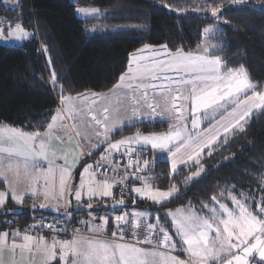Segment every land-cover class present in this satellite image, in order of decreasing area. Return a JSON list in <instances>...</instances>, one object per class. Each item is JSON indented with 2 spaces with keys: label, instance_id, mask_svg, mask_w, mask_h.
<instances>
[{
  "label": "snow or ice",
  "instance_id": "1",
  "mask_svg": "<svg viewBox=\"0 0 264 264\" xmlns=\"http://www.w3.org/2000/svg\"><path fill=\"white\" fill-rule=\"evenodd\" d=\"M247 2L248 0H230V5L243 6ZM221 8L222 5L198 10L209 12L213 19H219ZM78 12H84V10L81 9ZM99 13V9H92L88 14L98 15ZM221 22L227 23V21ZM7 28L9 36L17 41L31 35L20 24H16L14 28L8 24ZM4 30L0 28V38ZM219 31L222 30L213 27L203 29L206 36ZM145 50L152 53L151 57L140 55ZM49 63H51L50 57ZM224 67L222 58L211 55L207 47L203 49V54H194L185 52L181 48L172 51L167 45L158 47L146 45L144 49L132 54L126 71L119 76L117 84L108 93L78 94L76 99L86 102L91 100V106L86 109L85 118L88 122L87 126L92 128L99 139V143L92 147L107 145L104 153L101 154V161H107L108 155L112 152L119 154L123 149L124 154L128 156L127 169L135 167L137 171L132 175L144 181V187H135L131 191L161 205L179 195L175 185L167 191L153 190L147 183V179L139 175V172L143 171L140 165L142 164L146 169L150 161L133 160L132 156L137 146L141 148L150 146L153 150L167 151L171 157V170L175 173L179 165L189 161L199 164L201 153L205 149H208V155H211L213 145L220 141L221 137L226 143L230 134L243 132L245 125L253 119L255 111L264 115V85L252 83L242 66L222 71ZM169 72H175L177 76L173 78L167 75ZM185 76L191 78L186 79ZM51 82L54 87L60 88V103L67 106L68 116L75 118L79 113L73 98L62 94L64 89L58 85L54 70ZM125 88L133 92L142 91L145 100L148 98V89H152L154 93L159 92L163 101L162 110L157 112L159 104H148L146 114L141 113L136 106L121 114L116 107L110 106L112 101L109 100V96L115 90ZM257 88L262 90L257 91ZM249 92L251 95L248 94ZM132 99L136 105L140 103L135 96ZM98 101L99 106H97ZM186 102L191 105L188 116L185 115ZM145 116L148 119L167 116L174 123L170 125V130L167 132L150 135L137 132L133 136L115 142L110 140V136L114 131L121 129L125 121H133ZM64 119L62 110L56 109L44 133H28L15 127L0 125V154L24 158L23 167L30 181L26 191L36 194L40 181L43 180L45 200H63L66 189H68V195L74 197L78 204L85 194L89 201L93 197H113L114 184L127 181V171L120 180L109 182V178L105 176L98 181L95 179L93 165L86 164L81 174L79 188L73 192L68 183L71 179L70 168L54 166V161L49 159L51 154L53 158L63 159L64 165H67L69 153L57 157L56 152L59 149L52 141H58L61 144L64 143L65 138L71 141L73 132L77 136L86 135V128L82 130L81 124L73 123L69 129L68 125L61 123ZM205 119H208L209 124L207 128H202ZM57 131L63 134L57 135ZM41 160L48 161L47 168L38 167ZM8 167L11 168L12 165L9 164ZM101 167L103 165L97 161L96 169L99 170ZM115 170L114 167L113 171ZM5 171L0 168V175H5ZM201 172H203L202 166L193 174V177H198ZM57 178L58 192L55 191ZM229 195L233 208H229L228 204L220 203L216 196H212L213 207L208 205L201 207V212L206 210L208 215L198 213L191 204L165 213L166 217H170V222L165 220V224L174 227V235L177 239H174L167 227L159 223V215H155L157 223L147 222L150 215L147 212L133 214L123 212L114 217L116 228L120 233L119 239H123L125 228L134 236L142 231L145 236L143 243L151 245L155 241L156 247L153 248L137 247L136 243H121L116 240L91 239L79 234L71 240L53 238L50 243L43 237L24 234L22 237L24 242L17 244L16 237L20 235L19 231L13 233V242L8 247L9 233L4 232L0 234V264H5V251L12 255L11 264H18L15 260L17 250L20 251L22 262L24 253L32 252L34 248L36 252L42 254L41 264H52L58 257L63 264H250V257L258 258L259 264H264V203H256L253 210L242 199ZM7 196H11L16 203L23 202V193L17 195L14 190L9 193L0 192V206L5 204ZM124 204L122 196L111 207L115 209L117 205ZM87 208L92 209L90 202ZM56 210L59 211L58 208ZM130 215L132 219H129ZM102 219L105 225L109 221L107 216ZM40 226L50 230L53 227L52 225ZM99 227L102 226H97L93 231H98ZM112 235L116 237L117 233L114 232ZM178 241L188 253L189 261L168 254L167 250H174Z\"/></svg>",
  "mask_w": 264,
  "mask_h": 264
},
{
  "label": "trees",
  "instance_id": "2",
  "mask_svg": "<svg viewBox=\"0 0 264 264\" xmlns=\"http://www.w3.org/2000/svg\"><path fill=\"white\" fill-rule=\"evenodd\" d=\"M77 1V5L97 7L101 15L80 18L70 0H18L15 6L9 5V0H0V18L11 19L22 13L21 24L31 32L21 45L0 44V125L25 131L47 129L61 96L60 88L51 82L53 70L58 85L64 89L63 95L101 93L118 81L133 53L146 45H167L172 51L193 49L203 42V29L216 22L222 30L214 40L222 43L216 53L222 58L223 69L242 66L252 83L264 85V0L226 6L219 21L198 9L224 5L228 0ZM140 55L151 57L152 53L145 50ZM168 126L169 121L164 119L143 120L124 125L111 138L153 133ZM144 150L150 155L149 167L143 169L147 182L161 189L175 185L179 195L162 205L148 200L133 203L135 200L128 197L126 207L146 209L151 214L150 223H157L155 215L164 219L168 209L189 204L202 214L206 211L201 212L202 205L211 206L212 196L227 202L229 194L255 192L264 183V115L255 111L243 132L230 134L226 143L221 137L213 145L211 155L207 150L199 164L187 163L175 173L167 160ZM201 166L203 172L193 177ZM34 203V198H26L23 207L27 212L17 216V224L2 226L0 230L11 226L26 228L38 215L65 217L32 212L28 207ZM8 206L15 205L10 202ZM121 208L109 205L106 209L119 213ZM78 213L73 212L71 217L79 222ZM6 219L15 218L0 221Z\"/></svg>",
  "mask_w": 264,
  "mask_h": 264
},
{
  "label": "crops",
  "instance_id": "3",
  "mask_svg": "<svg viewBox=\"0 0 264 264\" xmlns=\"http://www.w3.org/2000/svg\"><path fill=\"white\" fill-rule=\"evenodd\" d=\"M190 50H192V49H190ZM184 51H189V50H184ZM223 70L225 71V69H223ZM170 73L171 72L167 73V75L170 74ZM117 82L115 84H117ZM158 82L159 81H157V83ZM113 86L111 88H109L108 90L103 91L101 93H107L110 89L113 88ZM150 91H151L150 95L147 98L148 101L143 98L142 91L138 90L136 92H133L131 89H126V88L125 89H117V90H115V92L111 96H109V100L110 101H114V103H115L116 100H124V99L127 100L128 103H125L127 106H125V109L123 108L125 113L130 111L133 106H136V107H138L140 109L141 113H145L146 114L147 105L148 104H154V105L155 104H159L160 107L157 108V112H160L162 110V108H163V101L160 98L159 92H155L154 93L152 89H150ZM65 96H70V95H65ZM133 96H135L136 99L140 101V103L138 105H136L135 101L132 99ZM71 97L73 98V101H74V99L77 98L75 96H71ZM122 103L123 102H121V104ZM58 104H59V108L62 110V114L65 116V119L61 123L68 125L69 129H71V126H72L71 122H73L72 118H70L68 116L67 106L62 105L60 103V97H59V100H58ZM74 105H75V107L77 109V105H76L75 101H74ZM152 119H164V120L168 121L167 116H164V117L156 116V117H154ZM143 120H148V118H146V116H145V118L136 119V120H133V121H125V124L137 123V122H140V121H143ZM208 124L209 123L206 122L203 125L208 127ZM3 125H7V124H3ZM8 126H10V125H8ZM168 127L166 129L162 130V131H157V132H153V133L167 132V131H169ZM19 130H21V129H19ZM22 131L28 132V133H31V132L44 133V132L47 131V129H45L44 131H25V130H22ZM140 133L143 134V135L153 134V133H143V132H140ZM56 134L57 135H62L63 133L61 131H57ZM129 136H131V135H129ZM72 137L73 138H72L71 141H68L65 138L64 143H62V144L60 142H58V141H52V143L55 145V147L57 149H59L56 152V156L57 157H62L65 153H69L67 165H64V160L63 159L53 158L51 156V154L49 155V159H52L54 161V166H67V167L70 168L71 179L69 180L68 183L71 186V188H72L73 180H74L75 176H77V174H79V172L82 170L83 166L85 164H87L89 161H92L94 163V165H96L97 158H100V155L102 153H104V151H105V149H103V147L93 148L91 145H87V147H85V144L83 143L81 137L75 135V132L72 133ZM138 148H141V147L137 146L136 149H138ZM143 149H148L151 152L152 156H155L156 158H159V159L167 160L169 162V164H170L171 157H170V154L167 151L153 150V149L150 148V146H144ZM207 150L208 149H205L204 152L207 151ZM203 153H201V156L203 155ZM111 154L113 156L118 155V153H113V152ZM119 154H121V153H119ZM191 162L192 161H189L188 163H191ZM23 163H24V158L23 157H16V156L9 157L7 154H0V168H3V169L6 170L5 171V175H0V192L9 193L10 191L14 190L17 195L23 193V202L22 203H16L11 198V196H7L5 204L0 206V207L8 206V203H10V202H12L15 206H23V203H24L26 198H34L36 200V203H43V204H46L48 206L58 207V208H60L62 210H64L63 209V206H64V208H65V210H64L65 217L66 216H71V214L73 212L71 213L72 208L70 209L69 204H68L69 199L71 197V196L68 195V189H66V191H65V196H64L63 200H55V199L45 200L44 196H43V193H44L43 180L40 181V184L38 186V190H37L36 194L31 193V191H26V189L29 187L30 181H29L28 176L25 173V170H24V167H23ZM9 164L12 165L11 168L8 167ZM183 165H185V164H183ZM183 165H179L178 168L183 166ZM38 167H40L41 169L47 168L48 167V161L41 160L39 162V164H38ZM95 172L97 174V178L98 179L102 180L105 177L103 175L98 174L97 171H96V168H95ZM121 175L122 174H116L115 176H107V177L108 178H115L116 177L117 179H121ZM123 176L124 175H122V177ZM85 178H87V177H85ZM117 188L118 187H116V189ZM114 190H115V186L113 187V195H114ZM55 191L58 192V178H57V182H56ZM106 198H109V197H103V198L93 197V200H96V201H100L101 200L103 202V200H105ZM109 199L111 201V204H110V206H111L112 203L115 202V200H114L113 197H111ZM72 202H73V206H74V204H76L74 198L72 199ZM103 206H104V204H102L100 206V208H102ZM186 206H188V205L178 206L176 208L168 209L165 213H167L169 211H175L178 208H184ZM66 208H68V210ZM106 208H103L104 209L103 212L107 215V217H109V220H110V217L112 215L118 214V213H113L110 210H108L109 211V213H108V211H106ZM87 210H89L87 207L85 209H82L81 207H78V209H76L75 211H79L80 213H82V215H83V213L88 215L89 212ZM196 211L198 213H200L198 210H196ZM165 220H168L170 222V217L164 216V219H160L159 223H161V224L165 223ZM30 224L26 228H19L18 226H13V227L11 226L9 228L0 230V234H2L4 232H8L9 233V236L7 238V246L10 247V245L13 242V233H15L17 231H19V233H20V235L16 237V243L17 244H20V243L24 242L23 239H22L24 234H28V235L35 236V237H43L49 243L51 242V240L53 238H56L57 240H62L58 236L51 235L50 233H47V232L43 233V234L42 233L37 234L34 231L30 230V226H31ZM165 225H167V224H165ZM93 229H94V227H93ZM102 229H103V227H102ZM100 230H101V228H100ZM100 230L92 231V233L87 234V235H82V236L87 237L88 235H90V236H92V238L90 237L91 239L110 240V239H104V238L97 237V235L99 234ZM168 230H169L170 234H173L174 239H177L175 237V235H174V233H175L174 227H169L168 226ZM116 241L117 242H121V243H125V242H122V241H119V240H116ZM137 247H140V246H137ZM161 250H163V249H161ZM167 251H168V254H170L172 256H176L179 259H182V260H185V261H189L190 260V257L188 255V253L183 249V247L179 243V241L177 242L176 248L174 250L173 249H168ZM4 260H5V264H11V261H12L11 253H9L8 251H5ZM15 260L18 262V264H41L42 254L39 253V252H36L35 248H34L32 252H25L24 253V260L21 262L20 251L17 250V252L15 254ZM52 264H63V261L61 259H59V257H58L57 260L52 262Z\"/></svg>",
  "mask_w": 264,
  "mask_h": 264
},
{
  "label": "rangeland",
  "instance_id": "4",
  "mask_svg": "<svg viewBox=\"0 0 264 264\" xmlns=\"http://www.w3.org/2000/svg\"><path fill=\"white\" fill-rule=\"evenodd\" d=\"M17 2H18V0H9V5L15 6L17 4ZM226 6H231L230 5V0H228L226 4L222 5L221 12H222L223 8L226 7ZM75 9H76V14L80 18H86V17H93V16H99V15H101V13H99L98 15H89L88 14V13H90V11L92 9H98L97 7H93V6L77 5V6H75ZM81 9H83L84 12H78V10H81ZM18 14H22V13H18ZM22 18H23V15H22ZM217 20L218 21L220 20V16H219V19H217ZM10 24L14 28L15 25H16V22L15 23H10ZM7 25L8 24H5V25H3V26L0 27V28H4L5 29L3 31V33H2V38H0V44L6 45V46H17V45H21L24 42V40H26L27 38H25L23 40L17 41L13 37H10L9 36V30L7 28ZM20 25H22V24H20ZM207 27H213L214 29H216V28H219L220 29V25L217 22L214 23V24H209V25H207ZM112 29L114 30L116 28H112ZM24 30H26V29L24 28ZM26 31L29 32L28 30H26ZM29 33L31 34V32H29ZM217 34H218V32H213V33L208 34L207 36L204 35L203 42L199 46L195 47L192 50L185 51V52H192L194 54L195 53L203 54V49L205 47H207L209 49V52H210L211 55L220 56V54L216 53V50H220L221 49L222 43L221 42H216L214 40V38H215V36ZM142 56L146 57L145 55H142ZM146 62H148V61H146ZM222 64H223V61H222ZM222 71H224L223 68H222ZM168 75L169 76H172L173 78H175L177 76V73L171 72ZM185 78L186 79H190L191 77L190 76H185ZM158 83H160V81ZM185 87H187V86H185ZM147 91H148V96H149L151 91H150V89H148ZM248 94L251 95V92H249ZM74 101H75V103L77 105V110H78V113L79 114H77L75 116V118H72V121L73 122H71V123L72 124L73 123L81 124L82 125V130H84L86 128V135L85 136H80L81 139H82V141H83V143L85 144V147H87V145H91V146L92 145H97L99 143V139L95 136L94 131L92 130V128L87 126L88 122H87V120L85 118V112H86V109L91 106V100L89 99V101L86 102V101H84L82 99H74ZM147 101H148V99H147ZM121 102H123V103L121 104ZM125 103H128V101L125 100V99L124 100H116L115 103H114V101H112V104L110 106L116 107L121 114H124L125 112H124L123 108L125 109V106H127ZM97 106H99V101L97 102ZM190 107H191L190 103H187L186 102V111H185V115L186 116H188V113L190 111ZM190 119L191 118L189 117V120ZM168 121H169L168 130H170V125L173 124L174 121H171L169 119H168ZM206 122L209 123L208 119H205L203 121L202 128H206L207 127V126H204L203 125ZM124 125H126V124H124ZM133 135H131V136H133ZM125 137H130V136L128 135V136H125ZM125 137H122V138H119V139H112L110 137V140L112 142H115V141H118V140L123 139ZM99 147H103V149H105L107 147V145L106 144H102ZM140 149L142 150L143 148H138V149L135 150V152L136 151H139ZM113 153H116V152H113ZM121 153L124 154L123 149L121 150ZM108 156H112V154L111 155H108ZM153 162L155 163L156 160L153 161ZM87 164H92L93 165V171L95 172V168H94L95 165H94V163L92 161H89ZM84 166H83V168H84ZM83 168H82V170L79 172V174H77V176L73 180V185H72V188H71V191H73V192L77 188H79V184H80L81 174L83 172ZM133 172H136V171H132V172L127 173L128 174V179L124 183H122V184L121 183L114 184L115 190H114L113 198H114V200L117 199L115 201H118L119 200L118 198L121 199L122 196H123L124 201H126V199L128 197H132L135 200V203H137L138 200H148V201H151L150 199L142 198L138 194H136L135 192L131 191V189H133L135 187H144L145 186V183H144L143 180L137 179L136 177H134L132 175ZM121 174L122 175H125V172H123ZM115 175L116 174H114L112 176H115ZM122 175H121V178H122ZM139 175L140 176H143V171L142 172H139ZM143 177H145V176H143ZM85 179H87V178H85ZM95 179L98 180V181L100 180V179L97 178V174H95ZM113 180H120V179H117L116 177L115 178H109V182H112ZM131 180H133V181H131ZM147 183L149 185H151V187H152L153 190H155V189H160V190H163V191H167L168 190V189L157 188V187H154L149 182H147ZM116 187H118V189H119L118 192H117V194H116ZM122 189H123V192H122ZM112 191H113V189H112ZM231 195H235L238 199H242L244 201V203H246L250 208H252L254 210L256 203H264V183L260 184V187H258L257 188V191H255V192L240 193L238 195L231 194ZM245 197L247 199H245ZM73 198L74 197L71 196L70 199H69L70 203L68 202L70 209L72 208L71 213L72 212H75V210L78 209V207H81L82 209H85L87 207V205H88L89 202L92 204V210L91 209L87 210L89 212L88 215H86L85 213H83V215H82V213H80V212L77 214L79 216L78 217L79 222L83 225V227L86 229V232L88 234L92 233L93 227L96 228L97 226H102L103 228H106V225L108 223L105 225L103 223V219L102 218L107 216L103 212L104 211L103 208H106V206L108 207L111 204V201H110L109 198H106L101 203L100 201H96V200H93V199L91 201H89L87 199L86 194H85L82 197V200H81V202L79 204L75 201L76 204H74V206H73V202H72V199ZM219 202L220 203L228 204L229 208H233L234 207L232 205V203L230 202V196H229V200L227 202H223V201H219ZM102 204H104V206L102 208H100V206ZM210 204H211V202H210ZM208 207H213V204H211V206L208 205ZM28 208H30V206ZM55 208H58V207H55ZM63 209L65 210L64 206H63ZM66 209L68 210V208H66ZM106 211H108V210L106 209ZM118 212H122V213L123 212H127L129 214H133V213H136V212H147V213H149L146 209L137 208V207H122ZM108 213H109V211H108ZM202 214L203 215H208V213L206 211L204 213H202ZM36 218L45 219V217H42L40 215H38V217H36ZM47 218H50V217H47ZM150 219H151V214L148 217V220H150ZM17 220L18 219H8L6 222L0 221V227H2V226L3 227H7L4 224H13V225L14 224H17L18 223ZM82 222H85V223H82ZM162 225H164L165 227H167V230H168V226L165 225V223H162ZM102 227H99V230H100V228L102 229ZM43 233H46V232H42V234ZM87 237L88 238H90V237L92 238V236H90V235H88ZM254 256H256V254H254ZM69 259H71V257H69ZM249 259H250V264H255V262H257V261L259 262L258 258H252V257H250Z\"/></svg>",
  "mask_w": 264,
  "mask_h": 264
},
{
  "label": "built area",
  "instance_id": "5",
  "mask_svg": "<svg viewBox=\"0 0 264 264\" xmlns=\"http://www.w3.org/2000/svg\"><path fill=\"white\" fill-rule=\"evenodd\" d=\"M15 22L16 24H21L22 14H17L11 19L0 18V27L5 24H10V23H15ZM132 158L133 160L139 159L140 161H143V160L150 161V155L146 153L144 149L142 150L140 149L139 151L134 152ZM97 161H100L103 167H101L99 170L96 169V171L98 174L103 175V176H112L114 174L123 173L126 171L127 172L137 171L135 167L131 169H127L128 156L126 154L107 156V161H101V155H100V158H97L96 162ZM114 167L116 168L115 171H113ZM140 167L144 169L142 164L140 165ZM95 168H96V165H95ZM121 214L122 213L112 215L110 217L109 223L106 226V228L101 229L97 237L104 238V239H110V240H119L125 243H136L137 246L145 247V248L156 247L155 241L151 245L143 243L145 236L142 231L137 232L136 235L134 236L132 232L128 231V229L125 228L123 239L122 240L119 239L120 233L118 232L116 228L114 217L121 215ZM14 218L16 219L17 217H14ZM129 219H132L131 215L129 216ZM6 221L7 219L4 220V222ZM147 222L149 221L147 220ZM5 225L7 226L10 224H5ZM30 225H31L30 230L34 231L37 234H40L42 232H48L52 235L58 236L62 240H70L77 234L79 235L88 234L86 232V229L83 227V225L80 222L74 220L71 216H66L62 219L35 218ZM40 225H52L53 227L50 230L49 228L41 227ZM114 232L117 233L116 237H113L112 235ZM137 241H139V243H137Z\"/></svg>",
  "mask_w": 264,
  "mask_h": 264
},
{
  "label": "water",
  "instance_id": "6",
  "mask_svg": "<svg viewBox=\"0 0 264 264\" xmlns=\"http://www.w3.org/2000/svg\"><path fill=\"white\" fill-rule=\"evenodd\" d=\"M70 3L76 6L78 4V1L70 0ZM114 203H112V205ZM41 205H44V206L41 207ZM126 206H128L127 203H125L124 205H117L116 207H126ZM56 209L57 208L48 206L43 203H34L30 206L29 210H31L32 212H39V213H44V214H54V215H59V216H62L64 214V211L62 209L58 208L59 211H57ZM9 210H12V211H9ZM26 212H27V208L23 206H4V207H0V218L17 217V216L25 214Z\"/></svg>",
  "mask_w": 264,
  "mask_h": 264
}]
</instances>
